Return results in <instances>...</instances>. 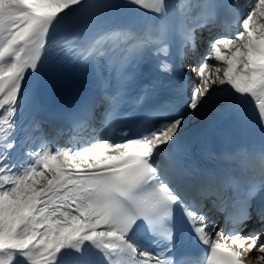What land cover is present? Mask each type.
Here are the masks:
<instances>
[{"label":"snow or ice","instance_id":"snow-or-ice-1","mask_svg":"<svg viewBox=\"0 0 264 264\" xmlns=\"http://www.w3.org/2000/svg\"><path fill=\"white\" fill-rule=\"evenodd\" d=\"M119 3L151 19L105 25L71 18ZM180 7L187 23L177 31L168 0H0V264H93L97 249L107 264H264V142L258 175L229 164L234 157L221 148L232 142L230 126L243 106L255 109L264 128V0L246 7L231 0L226 11L218 0L193 4L190 14ZM225 20L224 34L213 35ZM233 24L237 31L229 32ZM150 44L157 75L132 95ZM117 51L128 55L117 61ZM189 54L196 82L181 85L172 74ZM89 66V98L71 113L54 109L69 73ZM101 105L105 134L79 149L26 139L33 124L81 113L91 119ZM140 105L154 109L150 120L121 112ZM28 106L45 116L19 119ZM188 114L199 121L191 131ZM133 128L130 138L109 135L116 129L127 137ZM18 145L23 151H14ZM177 207L206 247L202 261L171 251ZM140 221L155 237L153 250L133 239Z\"/></svg>","mask_w":264,"mask_h":264},{"label":"bare ground","instance_id":"bare-ground-1","mask_svg":"<svg viewBox=\"0 0 264 264\" xmlns=\"http://www.w3.org/2000/svg\"><path fill=\"white\" fill-rule=\"evenodd\" d=\"M189 1H190V3H193V4H195V2H196V0H194V1L193 0H176V2H180V5L183 4V6H185V8L187 9V12L190 14V12L192 11V5L193 4L191 5V7L189 5H187L189 3ZM183 11H184V8H182V12ZM230 32H235V31L233 30V31H230ZM194 124H195L196 127H198L199 126V121H194ZM243 234L244 235H247L248 234L247 231H246V229L243 231Z\"/></svg>","mask_w":264,"mask_h":264},{"label":"rangeland","instance_id":"rangeland-1","mask_svg":"<svg viewBox=\"0 0 264 264\" xmlns=\"http://www.w3.org/2000/svg\"><path fill=\"white\" fill-rule=\"evenodd\" d=\"M189 118H190V122H191V117H190V115H189ZM262 242H264V241H262Z\"/></svg>","mask_w":264,"mask_h":264}]
</instances>
